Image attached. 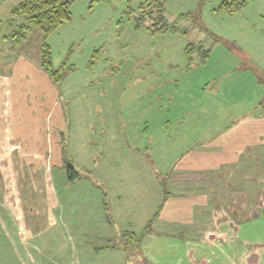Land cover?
I'll return each mask as SVG.
<instances>
[{
    "label": "rangeland",
    "instance_id": "1",
    "mask_svg": "<svg viewBox=\"0 0 264 264\" xmlns=\"http://www.w3.org/2000/svg\"><path fill=\"white\" fill-rule=\"evenodd\" d=\"M20 1L0 0L3 72L12 71L17 58L27 61L30 73L41 69L43 41L38 27L32 26L20 42L4 37L22 20L8 24L11 8ZM159 1L167 21L176 26L173 31L152 33L148 13L141 16L157 0H96L92 6L90 0H75L70 20L46 38L53 67L62 66L59 86L50 80L60 91L63 111V131L57 141L60 160L51 164L47 175L41 169L33 179L20 176V205L26 207L18 212L27 221L26 229L16 220L13 223L15 209L0 205V236L24 235L30 225L36 235L27 239L30 249L36 256L53 254L57 264L61 254L73 262L75 247L114 243L127 220L118 208L131 205L136 209L132 220L138 223L137 211L162 201V177L166 188L185 185L176 180L186 177L172 174V169L184 163L190 147L208 133L232 128L243 108L250 110L261 99L264 0H247L235 13L216 10L221 0ZM188 43L194 46L190 64L185 53ZM224 100L228 105L221 104ZM234 100L242 101L243 107H233ZM254 110L252 114L258 111ZM257 154L256 160L244 155L239 167L261 175L264 152ZM67 162L79 177L69 180ZM236 179L230 181L237 188L247 187L252 193L256 187L255 182L247 186L246 178ZM263 184L261 179L257 194L243 193L227 214L242 222L217 226L221 233H214L215 245L205 246L212 252L206 255L209 264H264V209L254 216L246 210L264 203ZM116 200L117 211L113 210ZM48 205L56 221L51 224L46 219ZM10 257L4 256L0 264H12Z\"/></svg>",
    "mask_w": 264,
    "mask_h": 264
},
{
    "label": "crops",
    "instance_id": "2",
    "mask_svg": "<svg viewBox=\"0 0 264 264\" xmlns=\"http://www.w3.org/2000/svg\"><path fill=\"white\" fill-rule=\"evenodd\" d=\"M25 62L27 61L17 58L12 62L13 68L10 72H3L0 67V195L2 197L6 194L4 200H0V205L4 209H15L16 214L12 221L14 223L16 220V224L22 226L27 225V221L18 210H24L26 206L20 205L19 190L22 187L18 188V179L20 176L33 179L41 169L47 175L51 164L59 162L61 151L57 141L61 139L63 128L60 91L57 92L41 67L40 70L32 69L33 72L30 73L29 65ZM263 96L264 94L250 110L243 108V115L238 118L237 124L231 122L234 125L232 128L228 129L227 126L214 135L212 132L208 133L206 138L199 139L190 147L184 163L172 169V174L186 177L181 181L176 180L177 184L185 182V185L174 190L167 184L169 194L154 218L153 214L160 203H148L139 213L137 211L141 217L138 223H135L137 220H132V213L136 214V209L133 210L131 205L124 204L118 208L120 213L123 211L127 215V220H123V226L126 227H123V231L130 230L142 235L138 246L126 244L125 240L123 243H116L115 237V242L110 243L116 245L115 247L110 244L106 246L105 243L85 249L83 246L75 247L72 264H131L132 259L133 264L211 263L206 255H212L207 254L212 252L207 251L205 246L215 245L212 237H215L214 233H221L217 226L232 227L242 222L240 217L227 214L243 193L246 196L257 194L260 180L264 183V170L260 175V171L256 169V172L252 170L249 173L239 167L244 155L250 157L251 154V158L255 159L260 157L255 155L256 151L264 152ZM236 102L234 100L231 103L233 107H243L242 101ZM221 104L228 105L227 100L221 101ZM253 109L258 111L252 114ZM53 117L56 119L54 123ZM237 173L241 175H236ZM197 174L204 177L198 179ZM234 177L235 181L240 177L248 179L245 182L247 186L255 182V189L250 193L247 187H235L234 181L232 184L230 181ZM241 202L245 206V201ZM116 204L117 200L113 208L115 211ZM49 205L46 219L51 224L56 221ZM247 207L250 208L246 209L249 212L257 207L261 210L264 209V203L256 204L254 208L251 205ZM6 222L9 223V219ZM26 231L21 236H0V261L6 255H13L10 257L12 264H57L58 258L51 253L35 255L27 244V239L36 235L32 234L30 225ZM105 235L101 237L104 238ZM197 235L203 237L196 241ZM65 257L62 254L59 256L60 264L71 263Z\"/></svg>",
    "mask_w": 264,
    "mask_h": 264
},
{
    "label": "trees",
    "instance_id": "3",
    "mask_svg": "<svg viewBox=\"0 0 264 264\" xmlns=\"http://www.w3.org/2000/svg\"><path fill=\"white\" fill-rule=\"evenodd\" d=\"M74 1L75 0H21L11 8V17L8 20V24L10 26H14L16 18H21L22 20L21 22L17 23V28L12 29L10 33L4 35L5 38L7 39L9 38L11 41L16 40L20 42L21 40L26 38L27 32L31 29L32 26L38 27L41 31L42 41H43L41 43V47L39 51L40 53L39 65L47 73V75L53 81V83H55L57 86H59V82L62 77L61 75L62 66L57 68L53 67L51 50L49 45L45 42V40L49 36V34H51L55 29H57L62 23L70 20L71 18L70 6ZM94 1L96 0H90L91 2L90 6H92V3ZM246 3L247 0H221L217 4L215 9L225 13H235ZM150 4L152 3L148 1L146 5L149 6ZM141 6L143 7V4ZM153 6L154 8L155 7L157 8L150 9V7H148L149 9H143L141 11L142 12L141 16L144 17V14L148 13L149 20L152 21L150 24L153 26V28L149 30L152 33H156L157 31L163 32L169 28L172 29L173 31V29L176 28V26L175 24L167 21L166 16L164 15L163 3L157 0V2L153 4ZM193 49L194 46L191 43H188L185 47V53L187 56L188 64L192 62ZM5 53L6 52H3V50L0 49V67H2L1 69H3L2 58L6 56ZM205 54L202 55V57L203 56L205 57ZM65 164H66L65 167H69L71 169V173H69L70 171H68L67 169L68 171L67 176L69 180H73L79 177V174L74 169L72 163L67 162ZM165 182H166L165 178L162 177L160 183L163 188L164 196L159 206L157 207V210L153 214L152 218H154L157 215L159 209L161 208L162 202L166 199L167 194H169ZM258 209L249 212V215L251 214L254 215V213L257 214ZM141 238L142 235H137L130 230H125L122 231L121 235H119V238L117 239L116 243H123V241L125 240L126 244H132L133 246H138L141 241ZM112 245L113 244H110V246ZM115 246L113 245L112 247Z\"/></svg>",
    "mask_w": 264,
    "mask_h": 264
}]
</instances>
